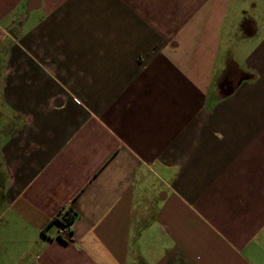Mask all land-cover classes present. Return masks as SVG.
<instances>
[{
    "label": "crops",
    "instance_id": "0c3cea01",
    "mask_svg": "<svg viewBox=\"0 0 264 264\" xmlns=\"http://www.w3.org/2000/svg\"><path fill=\"white\" fill-rule=\"evenodd\" d=\"M0 264H264V0H0Z\"/></svg>",
    "mask_w": 264,
    "mask_h": 264
},
{
    "label": "trees",
    "instance_id": "16d2710c",
    "mask_svg": "<svg viewBox=\"0 0 264 264\" xmlns=\"http://www.w3.org/2000/svg\"><path fill=\"white\" fill-rule=\"evenodd\" d=\"M72 220H73V214L70 212H67L66 214L61 215L60 218H54V221H56L58 223V225L60 226L59 229L62 230L61 233H59V230H58L59 236L64 233L63 227L70 224L72 222ZM59 238H61V236Z\"/></svg>",
    "mask_w": 264,
    "mask_h": 264
},
{
    "label": "built area",
    "instance_id": "2783aa9c",
    "mask_svg": "<svg viewBox=\"0 0 264 264\" xmlns=\"http://www.w3.org/2000/svg\"><path fill=\"white\" fill-rule=\"evenodd\" d=\"M62 232V230L61 229H59V233H61Z\"/></svg>",
    "mask_w": 264,
    "mask_h": 264
}]
</instances>
